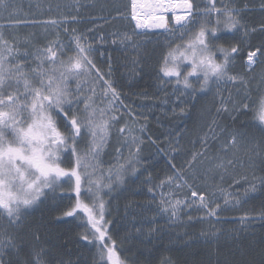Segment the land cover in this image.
<instances>
[{
    "label": "snow or ice",
    "instance_id": "snow-or-ice-1",
    "mask_svg": "<svg viewBox=\"0 0 264 264\" xmlns=\"http://www.w3.org/2000/svg\"><path fill=\"white\" fill-rule=\"evenodd\" d=\"M68 7L62 19L37 22L21 17L13 0H0V19L6 21L0 24V264H52L48 252L39 246L42 225L25 223L29 210L48 199L69 201L63 207L56 205L57 220L79 221L76 226L82 231L76 242L96 248L99 260L94 264H129L113 238L115 221L108 219L111 199L105 197H111L118 185L128 184L129 173L132 181L141 175L138 166L147 124L139 123L116 87L111 61L107 72L97 64V44L102 45L105 37L94 38L66 27L82 22L78 6L76 14L71 12L73 5ZM115 11L117 16L122 14L118 6ZM241 12L235 0H131L132 32L113 33L125 47L135 48L139 47L135 37L154 35L155 30L168 34L156 78L161 85L173 87L175 107L180 109L177 114L173 108L174 116L190 118L180 107L188 97L195 106V101L214 87L219 96L214 101L215 112L209 110L211 122L200 126L203 150L192 152L179 167L169 161L171 174L158 183L151 177L143 182L149 185L151 199L142 210L154 211V215L142 220L141 227L132 225L137 233L142 234L143 224L153 223L156 215H167L175 222L193 210L203 213L199 222L212 225L220 222V213L229 206L247 203L258 187L264 191V176H255L258 164L264 171V142L250 139L243 131L245 125L236 126L240 116L251 111L264 133V21L259 28H249L242 22ZM100 19L108 22L114 18ZM27 27H43L44 42L39 43L33 34L22 36L18 29ZM52 28L57 36L49 39ZM61 28L70 34L67 43L59 38ZM141 63L134 59L133 71ZM221 84L231 85L235 97L231 92L223 96ZM114 136L119 144L116 163L105 170L102 155ZM157 149L163 150L159 145ZM241 154L247 157L246 162ZM245 167L252 170L251 179L247 172L239 171ZM226 180L231 181L227 189ZM242 184L248 187L241 194ZM254 218L264 220V204L258 217L245 212L240 221ZM25 228L36 242L27 251L21 234ZM148 231L151 234L158 229ZM201 235L206 242L217 236L211 231ZM246 255L242 253L239 261L226 259L223 264H264V241L252 259H245Z\"/></svg>",
    "mask_w": 264,
    "mask_h": 264
},
{
    "label": "trees",
    "instance_id": "trees-1",
    "mask_svg": "<svg viewBox=\"0 0 264 264\" xmlns=\"http://www.w3.org/2000/svg\"><path fill=\"white\" fill-rule=\"evenodd\" d=\"M13 2L21 17L27 16L37 22L62 19L69 11V5H73L71 12L76 14L78 6L82 22L66 25V27L78 28L94 38L101 35L105 37V42L102 45L97 44L100 49L95 56L97 64L107 72L109 61H111L112 79L115 81L116 87L121 92L126 104L136 113L139 123L147 124V129L143 134L142 159L138 166L141 175L132 181L129 173V183L118 185L116 191L111 193V197H105V199H111L108 219L115 221L112 226L113 238L117 241L121 256L126 257L129 264H162V261L166 259L170 260L171 264H216L217 260L223 264L226 259L239 261L242 253H247L244 256L245 259H252L259 252L261 241H264V220L254 218L247 223H241L238 218L245 212L250 213L253 217H258L261 205L264 204V191H260L259 187L256 193L251 194L247 203L238 206V208L222 211L219 217L220 222H213L212 225L207 222H199L198 218H194L195 214L191 213L193 219L189 221L187 217L178 226H168L165 218L156 215L153 223L143 224L144 230H146L145 234L143 231L142 234L137 233L136 228L132 227L133 224L141 227L142 220L151 219L154 215V211L145 212L142 210V206L151 199L147 192L149 185L143 182L151 177L154 182L158 183L159 179L171 174L169 161H173L179 167L185 163L186 158L192 152L203 150L199 143V138L203 135L200 126L211 122L210 111L215 112L214 101L219 99L217 89L214 87L207 95H201L195 101V106H193L191 97L187 98V103L180 105L190 114L189 119L181 120L179 115H173L176 102V95L172 94L173 87L171 84L161 85L156 78V65L161 52L165 49L168 34L156 33L135 37V43L139 45L138 48L125 47L121 44L113 36V33H131L133 30L129 18V0H13ZM197 2L199 3L200 0ZM261 3L262 0H235L236 6L242 9V22L246 23L249 28L252 26L259 28L261 22L264 21ZM115 6L120 8L121 15L117 16ZM100 17L114 19L105 22ZM90 20L96 22L89 23ZM5 22L0 19V24ZM90 28L94 31L88 32ZM18 31L22 36L33 34L39 43L44 42L46 33L43 27L20 28ZM48 33H50L49 39H54L57 36V30L54 28L49 29ZM58 34L64 43L70 40V34L64 33L63 28L59 29ZM113 39H117V43L113 44ZM253 42L258 43L259 40ZM134 59L142 61L136 71H133L132 66ZM140 67L144 70L139 71ZM260 71L261 66H258L256 73L259 74ZM252 87L255 89V81ZM229 92L235 97L236 90L231 85H220V93L223 96L227 97ZM165 100L168 103H164ZM175 111L178 114L179 107H175ZM144 117H147V120ZM257 123L258 121H254V113L249 111L247 115L240 116L236 121V126L245 125L243 131L250 139L255 143L264 142V133L256 126ZM204 131H207L206 127ZM149 137L156 140V144H153L148 139ZM157 145L163 150L159 151ZM117 147L119 144L117 137L114 136L106 154L102 155L104 161L102 167L105 170L109 164L116 163L115 149ZM124 155H127V149H124ZM241 158L245 162L247 161V157L243 154H241ZM239 171L247 172L249 179L252 178L253 172L247 167L241 168ZM255 176L257 178L264 176V171H261L259 164L255 170ZM256 182L259 185L258 179ZM229 183L231 181L226 180L224 187H228ZM245 187L248 185L242 184L240 190L243 192ZM121 189L126 190L121 191ZM59 192L57 191L58 194ZM68 203V200L53 202L48 199L43 204L29 210L31 215L26 217L25 223L42 225L39 246L48 252L47 258L51 260L52 264H60L61 261L64 264H69V262L71 264H94L99 260L96 248L76 242L78 234L82 231L76 226L79 221L70 218L67 221L57 220L60 214L56 211V205L59 204L63 207ZM126 224L130 226L129 230L133 233L130 239H125L130 233L125 232ZM149 228H155L158 231L149 234ZM208 230L215 232L217 236L206 242L205 236L201 233L202 231L207 233ZM29 231L25 228L21 233L24 236L25 251L36 243L27 234ZM227 232L231 234V237ZM172 233H178V238H174L177 234H173L171 237ZM175 242L176 244L173 245ZM184 243L185 245H183Z\"/></svg>",
    "mask_w": 264,
    "mask_h": 264
},
{
    "label": "rangeland",
    "instance_id": "rangeland-1",
    "mask_svg": "<svg viewBox=\"0 0 264 264\" xmlns=\"http://www.w3.org/2000/svg\"><path fill=\"white\" fill-rule=\"evenodd\" d=\"M130 16H131V14L129 15V18H130ZM130 22H131V24H132V26H133V28H134V22H132L131 19H130ZM159 34H161V33H159ZM165 34H167V33H165ZM227 188H228V187H225V189H227ZM57 191H60V190L58 189ZM165 191L167 192L168 189H165ZM240 192H241V194L243 193L241 190H240ZM222 203H223V201H222ZM232 208H238V206H237V207H231V206H229V207L227 208V210H228V209H232ZM191 213H192V214H195V215H194V218H199V217L201 216V214H203V213H201V212H196V211L193 210V211H191V212H187V214H182L181 217H180V219L177 220V221H175V222L170 221V220L168 219V216H167V215H160V217H161V218H165V222H166V224H167L168 226H170V225H171V226H172V225H173V226H178V225H180V224L182 223V221L185 220V219H186ZM192 214H191V215H192ZM197 215H199V216L197 217ZM123 218L125 219V216H123ZM238 219L240 220V218H238ZM167 225H166V226H167ZM125 228H126V230H127V231L125 230V232H127V233L130 232L129 234H127V236H126L127 238H125V239H130V238H131V237H130L131 234L133 235V233L131 232V230H129V229H131V228H130V226L127 225V224L125 225ZM208 231H209V230H208ZM145 232H146V230H144V227H143V233L145 234ZM174 233H175V232H174ZM174 233L171 234V237L173 236ZM176 234H177V235H176ZM176 234H174V235H176V236H174L175 239L178 238V233H176ZM227 234H228L229 237H231V234H229V232H227ZM125 235H126V234H125ZM195 236H198V235H195ZM170 239H172V238H170ZM175 244H176V242L173 243V245H175ZM183 245H185V243H184Z\"/></svg>",
    "mask_w": 264,
    "mask_h": 264
},
{
    "label": "bare ground",
    "instance_id": "bare-ground-1",
    "mask_svg": "<svg viewBox=\"0 0 264 264\" xmlns=\"http://www.w3.org/2000/svg\"><path fill=\"white\" fill-rule=\"evenodd\" d=\"M155 32H161V30H155Z\"/></svg>",
    "mask_w": 264,
    "mask_h": 264
},
{
    "label": "water",
    "instance_id": "water-1",
    "mask_svg": "<svg viewBox=\"0 0 264 264\" xmlns=\"http://www.w3.org/2000/svg\"><path fill=\"white\" fill-rule=\"evenodd\" d=\"M131 1V0H130Z\"/></svg>",
    "mask_w": 264,
    "mask_h": 264
}]
</instances>
